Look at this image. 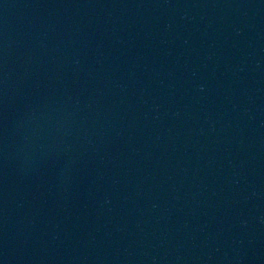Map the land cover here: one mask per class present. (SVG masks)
<instances>
[{
	"label": "water",
	"instance_id": "1",
	"mask_svg": "<svg viewBox=\"0 0 264 264\" xmlns=\"http://www.w3.org/2000/svg\"><path fill=\"white\" fill-rule=\"evenodd\" d=\"M0 264H264V0H0Z\"/></svg>",
	"mask_w": 264,
	"mask_h": 264
}]
</instances>
